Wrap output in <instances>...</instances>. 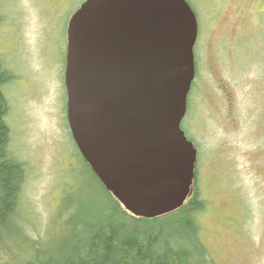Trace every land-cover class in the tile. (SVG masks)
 Returning a JSON list of instances; mask_svg holds the SVG:
<instances>
[{"label": "rangeland", "instance_id": "rangeland-1", "mask_svg": "<svg viewBox=\"0 0 264 264\" xmlns=\"http://www.w3.org/2000/svg\"><path fill=\"white\" fill-rule=\"evenodd\" d=\"M84 1L0 0V56L15 74L4 86L10 148L26 166L16 217L0 226L11 243L0 250L1 264L27 263L26 236H46L58 205L67 217L86 199H105L66 111L67 28ZM188 1L201 28L183 121L201 150L200 236L216 264H264V0ZM59 224L50 243L64 231Z\"/></svg>", "mask_w": 264, "mask_h": 264}, {"label": "water", "instance_id": "water-1", "mask_svg": "<svg viewBox=\"0 0 264 264\" xmlns=\"http://www.w3.org/2000/svg\"><path fill=\"white\" fill-rule=\"evenodd\" d=\"M197 15L187 0H85L68 25L72 136L134 215L179 208L197 148L182 128L196 75Z\"/></svg>", "mask_w": 264, "mask_h": 264}, {"label": "trees", "instance_id": "trees-1", "mask_svg": "<svg viewBox=\"0 0 264 264\" xmlns=\"http://www.w3.org/2000/svg\"><path fill=\"white\" fill-rule=\"evenodd\" d=\"M13 78L14 73L0 56V226L7 218L16 217L26 177L24 162L10 148L11 129L6 120L10 104L3 87ZM93 175L103 188V202L86 199L67 217L66 207L58 205L46 236H26L32 249L26 264H216L200 236L197 215L206 202L198 197L197 190L171 213L137 217ZM57 222L64 231L59 241L50 243L57 234ZM7 242L0 236L3 252L11 251Z\"/></svg>", "mask_w": 264, "mask_h": 264}, {"label": "bare ground", "instance_id": "bare-ground-1", "mask_svg": "<svg viewBox=\"0 0 264 264\" xmlns=\"http://www.w3.org/2000/svg\"><path fill=\"white\" fill-rule=\"evenodd\" d=\"M2 56V55H1ZM5 65V64H4ZM101 183V182H100Z\"/></svg>", "mask_w": 264, "mask_h": 264}, {"label": "flooded vegetation", "instance_id": "flooded-vegetation-1", "mask_svg": "<svg viewBox=\"0 0 264 264\" xmlns=\"http://www.w3.org/2000/svg\"><path fill=\"white\" fill-rule=\"evenodd\" d=\"M6 119H7V117H6Z\"/></svg>", "mask_w": 264, "mask_h": 264}]
</instances>
